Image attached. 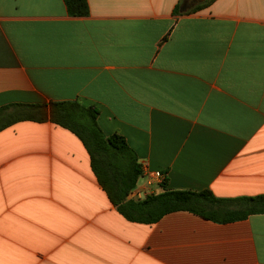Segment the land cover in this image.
<instances>
[{"label": "crops", "instance_id": "obj_1", "mask_svg": "<svg viewBox=\"0 0 264 264\" xmlns=\"http://www.w3.org/2000/svg\"><path fill=\"white\" fill-rule=\"evenodd\" d=\"M87 4L0 0V107H95L142 167L130 199L162 192L156 171L171 190L264 195V0ZM0 264H264V214L129 222L73 133L19 121L0 130Z\"/></svg>", "mask_w": 264, "mask_h": 264}, {"label": "trees", "instance_id": "obj_2", "mask_svg": "<svg viewBox=\"0 0 264 264\" xmlns=\"http://www.w3.org/2000/svg\"><path fill=\"white\" fill-rule=\"evenodd\" d=\"M214 0H207L212 2ZM70 16L88 14L87 0H63ZM196 9V8H195ZM176 12V11H175ZM99 111L77 101L49 104H9L0 107V130L19 121L49 120L73 133L85 147L92 172L109 202L127 221L153 224L164 215L188 212L203 219L226 224L264 214V195L218 198L210 191H178L166 188L143 200L129 198L142 176L135 152L117 134L106 136L98 124Z\"/></svg>", "mask_w": 264, "mask_h": 264}, {"label": "built area", "instance_id": "obj_3", "mask_svg": "<svg viewBox=\"0 0 264 264\" xmlns=\"http://www.w3.org/2000/svg\"><path fill=\"white\" fill-rule=\"evenodd\" d=\"M165 180V176L159 172V171H156V172H152L150 174H147V182H146V185L149 187L153 184H156L158 186H161L163 184ZM150 195V194H148ZM148 195L144 194L145 197H147ZM138 200H140L141 198L139 197V194H138Z\"/></svg>", "mask_w": 264, "mask_h": 264}, {"label": "rangeland", "instance_id": "obj_4", "mask_svg": "<svg viewBox=\"0 0 264 264\" xmlns=\"http://www.w3.org/2000/svg\"><path fill=\"white\" fill-rule=\"evenodd\" d=\"M195 1L201 4L203 2H206L207 0H195Z\"/></svg>", "mask_w": 264, "mask_h": 264}]
</instances>
